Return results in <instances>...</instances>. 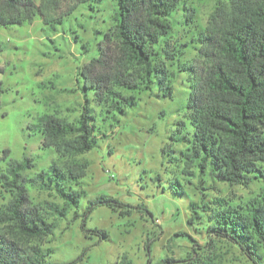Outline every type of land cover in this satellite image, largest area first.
<instances>
[{
    "label": "rangeland",
    "instance_id": "obj_1",
    "mask_svg": "<svg viewBox=\"0 0 264 264\" xmlns=\"http://www.w3.org/2000/svg\"><path fill=\"white\" fill-rule=\"evenodd\" d=\"M226 2L185 0L172 15L168 40L177 62L162 60L173 74L170 97L162 96L156 84L139 94L123 92L136 97L137 104L125 115L105 119V112L91 101L92 95H86L100 138L93 150L73 158H60L42 146L39 119L52 115L75 123L79 118L85 102L80 72L97 58L103 35L114 29L116 1L102 0L92 9L81 4L61 24L45 25L36 17L29 25L0 27V85L4 91L0 97L4 115L0 117V208L13 199L1 177L8 175L14 163L30 161L32 167L20 172V184L30 205H41L47 212L49 204L63 205L56 188L45 190L31 181L53 164L88 163L81 191L72 187L81 193L78 205L69 206L62 216L54 215L52 235L40 243L43 250L51 251L49 263L167 264L170 259L172 264H191L192 259L195 264H252L228 243L212 241L209 246L207 223L188 224L190 206L209 203L217 213L224 206L245 205L264 196V177L233 187L207 178L199 186V177L177 173L174 153L163 150L172 144V135L178 139L190 129L187 100L191 82L181 67L197 58V35L207 27L215 6ZM188 9L192 23L187 21ZM176 143V150H181L183 143ZM260 167L264 175V164ZM176 182L179 192L173 188ZM102 196L122 203L125 214L99 206L85 218L89 201ZM94 230L108 237L100 239L91 234ZM258 254L264 264V246Z\"/></svg>",
    "mask_w": 264,
    "mask_h": 264
},
{
    "label": "trees",
    "instance_id": "obj_2",
    "mask_svg": "<svg viewBox=\"0 0 264 264\" xmlns=\"http://www.w3.org/2000/svg\"><path fill=\"white\" fill-rule=\"evenodd\" d=\"M101 1L39 0L37 4L36 0H0V27L29 25L36 17L45 25L61 24L81 4H89L92 9ZM115 1L114 29L103 35L97 58L80 72L85 102L79 118L75 123L52 115L39 119L42 146L53 149L60 158L84 155L98 142L99 128L91 114L88 93L101 113L105 112V119L125 115L137 104L136 97L123 92L139 94L156 84L162 96L172 94L173 74L162 60L177 62L168 39L173 31L172 15L185 0ZM186 17L192 23L191 10ZM197 38V58L181 67V73L191 82L187 100L190 129L178 139L172 135V144L163 150L174 153L177 173L197 175L199 186L207 178L230 187L247 186L264 177L260 170L264 164V0H227L215 6L207 27ZM3 92L0 85V97ZM180 141L182 149L177 151L175 144ZM31 167L30 161L23 159L1 177L13 199L0 208V264H51L47 261L51 251L43 250L40 243L52 235L55 225L50 220L54 215L62 216L69 206L78 205L81 193L72 187L80 190L88 163L53 164L31 181L45 190L56 188L63 205L49 204L48 212L41 205H30L20 184V172ZM177 184L175 192H179ZM99 206L125 214L122 203L102 196L89 201L85 218ZM190 210L189 225L207 223L209 246L212 241H223L252 264H261L258 250L264 246V196L245 205L221 207L217 213L209 203L193 204ZM91 234L100 239L108 237L104 231ZM146 248L149 250V244ZM166 263L173 262L168 259Z\"/></svg>",
    "mask_w": 264,
    "mask_h": 264
}]
</instances>
